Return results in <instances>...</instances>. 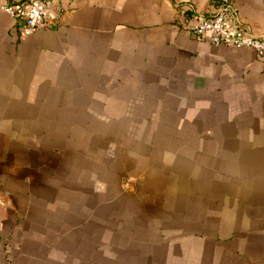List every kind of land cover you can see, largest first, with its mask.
Wrapping results in <instances>:
<instances>
[{
    "label": "crops",
    "instance_id": "1",
    "mask_svg": "<svg viewBox=\"0 0 264 264\" xmlns=\"http://www.w3.org/2000/svg\"><path fill=\"white\" fill-rule=\"evenodd\" d=\"M10 1L0 264H264V54L191 35L214 0Z\"/></svg>",
    "mask_w": 264,
    "mask_h": 264
},
{
    "label": "built area",
    "instance_id": "2",
    "mask_svg": "<svg viewBox=\"0 0 264 264\" xmlns=\"http://www.w3.org/2000/svg\"><path fill=\"white\" fill-rule=\"evenodd\" d=\"M215 8L199 17L188 30L194 37H208L213 45L225 43L229 46L250 47L258 56L264 54V38L251 33L240 22L235 13L233 0H214ZM51 0L10 1L2 9L14 17L20 29L30 33L42 24ZM8 264H14L9 262Z\"/></svg>",
    "mask_w": 264,
    "mask_h": 264
}]
</instances>
